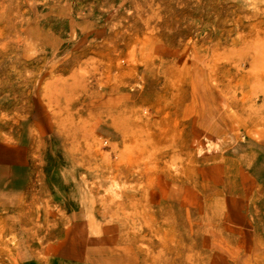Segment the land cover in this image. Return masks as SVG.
<instances>
[{
  "label": "rangeland",
  "instance_id": "374dc122",
  "mask_svg": "<svg viewBox=\"0 0 264 264\" xmlns=\"http://www.w3.org/2000/svg\"><path fill=\"white\" fill-rule=\"evenodd\" d=\"M0 264H264V0H0Z\"/></svg>",
  "mask_w": 264,
  "mask_h": 264
}]
</instances>
